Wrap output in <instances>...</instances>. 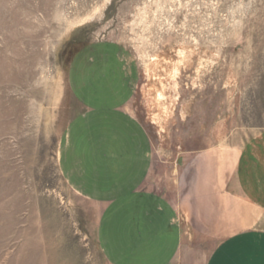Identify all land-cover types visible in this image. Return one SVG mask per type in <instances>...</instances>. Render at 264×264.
Listing matches in <instances>:
<instances>
[{
  "label": "rangeland",
  "instance_id": "rangeland-1",
  "mask_svg": "<svg viewBox=\"0 0 264 264\" xmlns=\"http://www.w3.org/2000/svg\"><path fill=\"white\" fill-rule=\"evenodd\" d=\"M92 93L125 95L145 127L147 186L180 212L189 260L248 210L264 222L235 180L242 150L264 141V0H0V264H110L102 204L61 160Z\"/></svg>",
  "mask_w": 264,
  "mask_h": 264
},
{
  "label": "crops",
  "instance_id": "crops-1",
  "mask_svg": "<svg viewBox=\"0 0 264 264\" xmlns=\"http://www.w3.org/2000/svg\"><path fill=\"white\" fill-rule=\"evenodd\" d=\"M124 96L86 95L84 111L72 119L61 157L72 187L102 204L98 240L109 263L264 264V222L252 226L249 210L248 220L239 218L243 229L219 238L201 258L188 259L180 212L147 186L151 141L145 127L127 111ZM235 180L247 199L241 205L253 204L264 211V141L242 150ZM212 226L213 231L221 230L219 221Z\"/></svg>",
  "mask_w": 264,
  "mask_h": 264
},
{
  "label": "bare ground",
  "instance_id": "bare-ground-1",
  "mask_svg": "<svg viewBox=\"0 0 264 264\" xmlns=\"http://www.w3.org/2000/svg\"><path fill=\"white\" fill-rule=\"evenodd\" d=\"M96 12V11H95ZM95 12H93V13H90L87 17H86V19H88V18H91L94 14H95ZM74 22V21H73ZM72 22V23H73ZM80 22H85V19L83 18V19H80V20H76L75 19V24H78V23H80ZM180 49V48H179ZM190 50H191V48H190ZM179 52V51H178ZM180 54L182 55L183 54V52H180ZM185 54V53H184ZM193 55V54H192ZM182 58H183V55L181 56ZM203 57V56H202ZM150 58H152V57H150ZM159 58V57H158ZM156 59L157 58H153V62H155V64L154 65H156L157 64V62H156ZM205 59V58H204ZM166 60V59H165ZM149 61V60H148ZM150 61H152V60H150ZM179 61H180V59H179ZM181 61H183V59L181 60ZM203 61V60H202ZM147 63V62H146ZM182 63V62H181ZM206 64V63H205ZM200 65V64H199ZM146 70H147V72H148V74L150 73V65H147L146 66ZM173 77L174 78H176V76L179 74V68H178V66L177 67H175L174 68V70H173ZM199 73V72H198ZM159 76V75H158ZM169 76V75H168ZM172 78V77H171ZM171 80V79H170ZM174 82V81H173ZM163 83V82H162ZM173 84V83H172ZM163 86V88L162 89H157L156 90V99L158 100V101H162L163 99H165L166 98V88H165V86H164V84L162 85ZM176 86V85H175ZM178 86V85H177ZM61 88V87H60ZM61 94V93H60ZM168 110V109H167ZM49 117V116H48ZM226 148H224V146H222V156H224V154H225V152H226V150H225ZM58 157H59V159H60V153H59V155H58Z\"/></svg>",
  "mask_w": 264,
  "mask_h": 264
}]
</instances>
